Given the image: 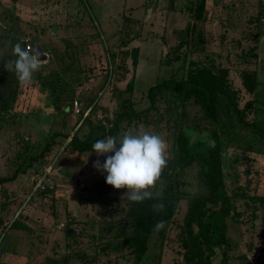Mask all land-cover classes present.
<instances>
[{"label": "rangeland", "instance_id": "rangeland-1", "mask_svg": "<svg viewBox=\"0 0 264 264\" xmlns=\"http://www.w3.org/2000/svg\"><path fill=\"white\" fill-rule=\"evenodd\" d=\"M158 1L0 0V92L15 90L18 97L15 104L8 103L10 113L0 114V178L11 177L17 168H22L14 181L0 184V264H48L50 260L61 264L64 259L67 264H135L129 236L133 232L132 218H137L138 212L133 208L138 205L127 199V189L108 185L107 173L93 167L96 160L103 163L105 156L63 152L75 134L81 140L94 139L105 135L115 124L119 128L117 136L148 131L166 140L168 165L163 171V186H157L154 197L180 192L173 217L165 222L162 235H151L147 253L139 264H205L188 262L181 241L187 236L189 202L208 194L201 168L196 164L181 167L177 163V138L181 131L189 137L192 150H210L214 131L222 149L227 150L223 171L235 212L226 220L230 243L216 247L209 264H249V260L264 264L263 137L228 128L222 135L220 130L203 123L199 107L192 102L183 115L179 108L167 116L165 109L174 108L160 103L158 111L150 112L146 120L142 116L116 122L123 110L121 100H126V106L132 104L136 112L146 111L150 108L148 89L172 75L185 78L190 63L215 73L229 68L233 90L241 88V70L249 72L259 65L258 76L263 79L264 31H259L254 40L250 36L264 30V0H204L203 16L209 21H195L192 44L180 48L178 34L188 18L174 11L180 2L168 8V0ZM133 6L136 9L130 14ZM166 7L167 11L173 10L167 18L162 12ZM258 10L259 24L253 21L258 18ZM159 12L162 15L156 17ZM124 18L130 19L125 24L127 29L139 30V36L130 43L121 32ZM27 40L29 51L38 46L45 60L32 83L26 85L13 72H7L3 64L15 58L13 46L20 43L25 48ZM134 46L139 50L136 67L127 56ZM107 53H119L114 64ZM106 58L110 64L108 76L103 73ZM235 59L251 63L242 65ZM132 79V91L127 92ZM42 81L54 90H63L66 101L61 107L70 108L65 115L54 111L49 88H42ZM25 86L31 87L24 94ZM259 93L260 102L253 105L248 118L264 126V85ZM249 100L251 96L240 90L238 106ZM75 102L81 111L87 108L84 113L88 117H84L82 127L75 125L79 115L73 108ZM221 102L218 100V108ZM54 133L61 135L46 158L28 165ZM68 133L66 140L64 134ZM242 153L255 162L253 167L257 169H247V176L242 171L246 164L233 162ZM17 217L26 231L11 228ZM67 230L69 234L74 231L73 235L67 236ZM107 244H111L110 250L105 247Z\"/></svg>", "mask_w": 264, "mask_h": 264}, {"label": "trees", "instance_id": "trees-1", "mask_svg": "<svg viewBox=\"0 0 264 264\" xmlns=\"http://www.w3.org/2000/svg\"><path fill=\"white\" fill-rule=\"evenodd\" d=\"M169 7L173 8V4L175 0H168ZM263 1V0H262ZM204 0H195L191 3H188L185 8V12L187 14L188 22L186 27L181 30V34H183V40L178 41L177 48L186 47L189 44L191 45L193 42L192 35L196 33V23L203 21L204 23L209 20L203 16L204 12ZM88 13V12H87ZM89 16V14H88ZM258 18L254 19V22L259 24L261 20V12L258 10L257 13ZM124 17V14H123ZM90 20V16H89ZM125 22L123 23L124 29L121 30L124 35V39L126 41L129 40L130 43L134 38L139 36V30L134 31L132 29H127L125 25L127 21L130 19L124 18ZM208 20V21H207ZM132 21V20H131ZM137 23L136 20H133ZM93 23V22H92ZM191 23V24H190ZM126 29V30H125ZM258 30L254 36H250L252 40L256 39L255 36L259 37L260 34ZM30 33V32H27ZM132 34V36H131ZM29 36V34H25ZM126 35V36H125ZM197 37L200 39L201 33L197 31ZM28 38V37H27ZM222 40V39H221ZM121 41V39H120ZM225 42V40H224ZM257 42V40H256ZM255 42V43H256ZM138 47L134 46L133 49L129 52V58L131 59V63L133 67H136L138 61ZM128 52H125V55ZM119 53H111L108 56V59L111 60V64L115 62V59ZM256 57V56H254ZM125 58V57H124ZM123 58V59H124ZM175 60H179V58H175ZM238 63L250 64L251 62L243 60V59H235ZM109 62L104 59L103 62V73L108 76L109 71ZM237 64V63H236ZM190 69L187 72L185 78L178 79L175 75L170 76L168 79H162L157 81L156 84L148 89L147 99L150 102V108L146 111L136 112L131 105L126 106V100L122 101L123 110L118 113L116 116V122L121 121L124 118H141L148 119L150 117V112L154 111L155 113L158 111V105L160 103H165L168 106H172L174 110H171L169 107L165 109L167 116H172L173 113H177L178 109H181V115L185 109L191 105H196L199 107L201 112V119L203 123H207L213 127V130L218 129L221 131L222 135L225 132V129L228 128L229 131L236 130L241 132H249L252 135L257 137L264 138V126L258 125L253 120H250L249 114L251 111L253 112V105L260 102L258 99L260 96L259 90L264 85V76L263 79H260L259 74V65L258 68H253L249 72L246 70H241L239 74V79L241 82L242 91H245L248 96H251V100L245 102L242 107L238 106L237 95L240 90H233L231 88V80L229 78L230 70L229 68H220L218 73L212 72L211 69L200 66L199 64L190 63ZM264 65V63H263ZM43 66V64H42ZM118 67V66H117ZM193 67V68H192ZM255 67V66H254ZM262 69V68H261ZM264 72V67L262 69ZM258 76V77H257ZM38 78V77H37ZM259 78V79H258ZM133 79L126 86V91L131 92L133 87ZM42 88L48 87L49 94L52 98V102L54 105V111H62V114H66L65 110L69 107L67 105L62 106V103H65L66 98L64 97V92L61 88L58 90H54L53 86H46L44 81L41 82ZM3 84H1L2 86ZM31 86H25L23 88L24 94L27 92L26 89H29ZM15 93V94H14ZM17 92L12 90L11 93H7L1 89L0 92V114L7 115L10 113L8 110V103L12 105L15 104L17 97ZM6 94V96H5ZM171 96V98H170ZM264 99V96L261 97ZM218 100H221V107L218 108ZM97 103L94 104V106ZM94 108V107H93ZM92 108V109H93ZM253 108V109H252ZM70 109V108H69ZM87 109V108H86ZM85 109V110H86ZM91 109V112H92ZM84 110V111H85ZM9 111V112H8ZM84 111H81L77 116L75 125H79L80 127L85 125L86 118H83ZM82 119V120H81ZM224 119H227V122L224 123ZM177 120V119H176ZM231 120H235L232 123ZM80 127L78 129H80ZM231 129V130H230ZM219 131V132H220ZM119 132V128H117L116 124L113 126V129L108 131L102 137L91 139L87 137L83 140L79 139L76 134L71 137V139L67 142L64 147L63 152L68 155L74 154H82L85 152L92 153V145L95 141L99 139H104L108 136H117ZM61 135L58 133H54L48 140V143H45L43 149L37 155L32 156L29 159L28 165L36 163L43 158H46V155L50 152L51 148L55 145L56 138ZM250 135V134H248ZM68 134H64V138L67 140L69 137ZM212 141L213 147L206 151H196L192 150L193 147L189 146V137L185 134V132H180L177 138V147H178V158L177 163L179 166H191L193 164L198 165L201 168V171L204 173V187L208 191L207 196L198 195L194 199L189 202L188 213L185 218L186 224V238H182V245L186 249V260L188 262L195 263H205L209 264L210 260L216 254V247H225L230 243V239L227 235L228 233V224L227 219L234 215L235 210L233 209L230 198L231 196L228 193V187L225 183V173L223 171L224 162L226 161L225 150L224 147L222 149L221 142L218 141L217 135L215 131L212 133ZM195 148V146H194ZM225 150V151H224ZM237 160H233V162H240L242 164H246V168L242 171L247 176L250 171L255 167H253L254 161H249L245 154H240L237 156ZM253 167V168H252ZM22 168H17L14 174L11 177L0 178V184H5L12 182L16 179L17 175L20 173ZM24 171V170H22ZM163 178L165 174H162ZM177 183V182H176ZM180 192H172L169 191L168 195L154 197L151 200H145L143 203H136L138 207H134L138 212L135 217L132 218V228L133 232L130 234V247L134 249L133 260L135 264H139L142 262L143 257H145L148 250V240L154 233L162 235L163 230L154 231V225L163 220L164 222L169 221L175 213L176 205L179 200ZM264 197V196H263ZM260 197H258L259 199ZM252 200V198H250ZM163 202L165 205V211L161 213H154L152 210V205L154 203ZM238 214L235 216V218ZM12 226L20 228L24 231L27 230L26 226L22 225L19 221L18 217L12 222ZM195 227V230L193 229ZM16 229V228H15ZM69 230L66 231L67 236L73 235L69 234ZM108 250L112 248L111 244H107ZM48 264H59L57 262L48 261ZM61 264H67L66 259Z\"/></svg>", "mask_w": 264, "mask_h": 264}, {"label": "clouds", "instance_id": "clouds-1", "mask_svg": "<svg viewBox=\"0 0 264 264\" xmlns=\"http://www.w3.org/2000/svg\"><path fill=\"white\" fill-rule=\"evenodd\" d=\"M14 59L4 62L3 68L13 72L22 84H31L33 75L42 68L39 52L22 48L20 43L13 46ZM92 152L105 156L103 163L96 160L93 167L106 172V183L113 188L127 189V199L132 203H143L154 198L157 186H163L162 174L168 165L169 151L166 140L148 131L108 136L95 141ZM114 153L113 155H108ZM154 213L164 212L163 202L152 205ZM165 222L158 221L153 230L164 229Z\"/></svg>", "mask_w": 264, "mask_h": 264}, {"label": "crops", "instance_id": "crops-1", "mask_svg": "<svg viewBox=\"0 0 264 264\" xmlns=\"http://www.w3.org/2000/svg\"><path fill=\"white\" fill-rule=\"evenodd\" d=\"M180 2V3H176V2ZM181 1L183 2V3H181ZM193 1H195V0H175L174 2L176 3L175 4V7H174V11L175 12H181L183 15L185 14L186 16H187V14H186V12L184 11L185 10V8H186V5L188 4V2H193ZM159 1L157 0V3H158ZM178 5V7H176ZM169 7V6H168ZM131 9V12H130V14L132 13V11L134 10V9H136L134 6L133 7H131L130 8ZM173 10H168L167 11V7H166V9H163V15H165V18H167V16L170 14V12H172ZM155 15H156V17L157 16H160V15H162V13H155ZM186 27V26H185ZM263 34H264V32H263ZM262 34V35H263Z\"/></svg>", "mask_w": 264, "mask_h": 264}, {"label": "built area", "instance_id": "built-area-1", "mask_svg": "<svg viewBox=\"0 0 264 264\" xmlns=\"http://www.w3.org/2000/svg\"><path fill=\"white\" fill-rule=\"evenodd\" d=\"M26 49H30V45H29V41L27 40L26 41V46H25ZM74 111H75V114H80L81 110L79 109V105L77 102L74 103ZM91 111V109L89 110V112ZM86 117L85 116V113L83 114V118ZM252 260H254V258H252ZM250 262V263H249ZM249 264H253V262L251 260L248 261Z\"/></svg>", "mask_w": 264, "mask_h": 264}, {"label": "water", "instance_id": "water-1", "mask_svg": "<svg viewBox=\"0 0 264 264\" xmlns=\"http://www.w3.org/2000/svg\"><path fill=\"white\" fill-rule=\"evenodd\" d=\"M55 27H52V31H55ZM263 34V33H262ZM178 37H179V41H181V40H183V34H181V33H179L178 34ZM255 37H257V36H255ZM34 52H39L40 54H41V59H42V61L43 60H45L44 58H45V56L41 53V51H40V48L38 47V46H35V50H34ZM159 122V121H158Z\"/></svg>", "mask_w": 264, "mask_h": 264}]
</instances>
